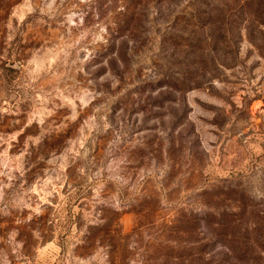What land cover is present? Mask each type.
<instances>
[{
  "label": "rangeland",
  "instance_id": "374dc122",
  "mask_svg": "<svg viewBox=\"0 0 264 264\" xmlns=\"http://www.w3.org/2000/svg\"><path fill=\"white\" fill-rule=\"evenodd\" d=\"M207 209L214 246L180 243ZM246 262L264 0H0V264Z\"/></svg>",
  "mask_w": 264,
  "mask_h": 264
},
{
  "label": "trees",
  "instance_id": "16d2710c",
  "mask_svg": "<svg viewBox=\"0 0 264 264\" xmlns=\"http://www.w3.org/2000/svg\"><path fill=\"white\" fill-rule=\"evenodd\" d=\"M214 216V213L207 209V210H204V211H198L196 213H194L193 215H189L187 218L185 217L183 220L180 219V221H184V227H182L183 229L180 230V232H189L190 231H193V233H195V237L194 238H189L191 240H187V242L183 241V240H178L180 243H186V244H183V245H186V246H194L196 249H200L201 250L203 248H206V247H209V248H212L214 245L212 244L211 247H210V244H211V239L212 238H205V237H198L197 236V233H196V229H198L199 227H207L209 228L210 227V223H212V217ZM221 217L218 216V218H216V221L215 222H218L217 224H220L222 223L223 220H220ZM188 222L190 224H188ZM185 227H191L192 229L187 231V228ZM178 230H179V226H177ZM218 234L219 236H216L217 238H220V239H226L224 235L225 232L224 231H218ZM208 237V236H207ZM207 239V240H206ZM246 239L244 237L241 236V244H243V246H246ZM246 244V245H245ZM188 248V247H187ZM226 249H230L229 247H226ZM246 264H253L252 262H246Z\"/></svg>",
  "mask_w": 264,
  "mask_h": 264
}]
</instances>
